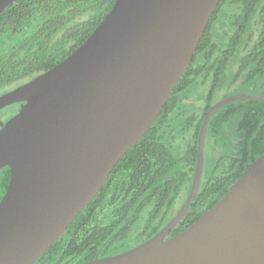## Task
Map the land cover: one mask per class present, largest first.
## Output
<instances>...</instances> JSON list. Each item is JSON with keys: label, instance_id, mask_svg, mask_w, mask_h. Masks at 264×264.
<instances>
[{"label": "water", "instance_id": "95a60500", "mask_svg": "<svg viewBox=\"0 0 264 264\" xmlns=\"http://www.w3.org/2000/svg\"><path fill=\"white\" fill-rule=\"evenodd\" d=\"M17 0H0V12ZM220 0H116L62 62L0 96V109L26 102L0 129V264H34L64 235L110 173L149 130L191 63ZM236 94L202 121L187 199L153 238L83 264H264V153L195 222L163 240L200 184L204 138ZM128 218L125 222H127Z\"/></svg>", "mask_w": 264, "mask_h": 264}, {"label": "trees", "instance_id": "16d2710c", "mask_svg": "<svg viewBox=\"0 0 264 264\" xmlns=\"http://www.w3.org/2000/svg\"><path fill=\"white\" fill-rule=\"evenodd\" d=\"M115 2L17 0L7 6L0 12V88L19 87L62 62ZM245 91L264 93V0H220L191 63L149 130L34 264H83L97 254H119L162 229L188 196L209 107L219 95L220 100ZM263 153L264 100L218 109L205 132L198 190L171 236L214 206ZM209 154L215 160L207 167ZM8 181L6 166L0 169V199Z\"/></svg>", "mask_w": 264, "mask_h": 264}, {"label": "flooded vegetation", "instance_id": "af4514ba", "mask_svg": "<svg viewBox=\"0 0 264 264\" xmlns=\"http://www.w3.org/2000/svg\"><path fill=\"white\" fill-rule=\"evenodd\" d=\"M221 32H223V31H221ZM224 34H226L225 32H224ZM18 87V86H17ZM17 87H8V88H0V96H2V95H4V94H6V93H8V92H10V91H12V90H14L15 88H17ZM237 94H249L247 91H245V92H242V93H237ZM232 95H236V94H232ZM249 95H251V94H249ZM254 96V95H253ZM226 98V97H225ZM224 99V98H223ZM222 100V99H221ZM220 101V100H219ZM25 103L26 102H15V103H12V104H9V105H7V106H5V107H3L2 109H0V129L2 128V126L11 118V117H13L14 115H16V114H18L22 109H23V107L25 106ZM4 195V194H3ZM2 198V197H1ZM187 199V198H186ZM1 200V199H0ZM186 201V200H185ZM185 203V202H184ZM184 203H183V205H184ZM182 205V206H183ZM182 206L176 211V213L171 217V219L165 224V226L177 215V213L180 211V209L182 208ZM189 209V208H188ZM188 211V210H187ZM186 211V212H187ZM185 215V214H184ZM184 217V216H183ZM128 218V220H127V222L126 223H128V221H129V219H130V214H129V216L127 217ZM183 219V218H182ZM181 219V220H182ZM180 220V221H181ZM179 221V222H180ZM138 224V223H137ZM136 224V225H137ZM178 224L179 223H177L176 224V226L175 227H173L170 231H168V233L166 234V236L163 238V240H166V239H168V238H171V237H173V236H171V234H172V231L178 226ZM135 225V226H136ZM134 226V227H135ZM164 226V227H165ZM163 227V228H164ZM162 228V229H163ZM121 229H122V227L121 228H119L114 234H118L119 233V231H121ZM162 229H160L157 233H155L154 235H152L151 237H148V239L147 240H149V239H151V238H153V237H155ZM148 234H149V232L148 231H146ZM113 234V235H114ZM178 234V233H177ZM175 236V235H174ZM147 240H145V241H147ZM145 241H143V242H145ZM142 242V243H143ZM141 243H139L138 245H140ZM138 245H136V246H138ZM136 246H134V247H136ZM134 247H132V248H134ZM132 248H130V249H132ZM130 249H126V250H124V251H122L121 253H123V252H125V251H128V250H130ZM101 250H102V247H101V249L99 250V252H101ZM116 254H118V253H114V254H109V255H107V256H110V255H116ZM120 254V253H119ZM107 256H105V257H107ZM96 258H103V257H99L98 256V254H97V256H96Z\"/></svg>", "mask_w": 264, "mask_h": 264}, {"label": "rangeland", "instance_id": "374dc122", "mask_svg": "<svg viewBox=\"0 0 264 264\" xmlns=\"http://www.w3.org/2000/svg\"><path fill=\"white\" fill-rule=\"evenodd\" d=\"M203 90H205V89H203ZM196 90H194V92H195ZM221 97H223V95H219L218 97H217V99H218V101H219V98H221ZM221 100V99H220ZM217 101V102H218ZM214 158V159H213ZM213 160H215V157L214 156H212L211 154H209V155H207L206 156V159H205V165H207V167L208 166H211L212 164H213Z\"/></svg>", "mask_w": 264, "mask_h": 264}]
</instances>
